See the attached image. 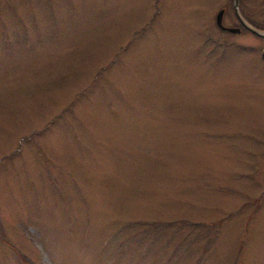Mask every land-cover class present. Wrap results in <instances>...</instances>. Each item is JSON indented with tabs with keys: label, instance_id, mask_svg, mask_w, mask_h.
Returning <instances> with one entry per match:
<instances>
[{
	"label": "rangeland",
	"instance_id": "374dc122",
	"mask_svg": "<svg viewBox=\"0 0 264 264\" xmlns=\"http://www.w3.org/2000/svg\"><path fill=\"white\" fill-rule=\"evenodd\" d=\"M226 1L0 0V264H264V38Z\"/></svg>",
	"mask_w": 264,
	"mask_h": 264
},
{
	"label": "flooded vegetation",
	"instance_id": "af4514ba",
	"mask_svg": "<svg viewBox=\"0 0 264 264\" xmlns=\"http://www.w3.org/2000/svg\"><path fill=\"white\" fill-rule=\"evenodd\" d=\"M262 1V0H261ZM247 4V0H238V11L241 15L243 21L256 29L262 30L264 26V7L261 8H253L251 6L244 9L243 5ZM220 14V23H217V17ZM214 27L220 32H224L227 34H236V35H247L248 33L261 37L253 33L250 29H248L245 24L241 21V19L237 16L234 0H227L223 6L217 8V11L214 15ZM228 28H233L234 31L228 30ZM222 38V37H220ZM264 38V37H261ZM224 46H228L231 43V39L222 38L221 39ZM263 58V56H262ZM264 60V58H263Z\"/></svg>",
	"mask_w": 264,
	"mask_h": 264
},
{
	"label": "water",
	"instance_id": "95a60500",
	"mask_svg": "<svg viewBox=\"0 0 264 264\" xmlns=\"http://www.w3.org/2000/svg\"><path fill=\"white\" fill-rule=\"evenodd\" d=\"M234 6H235V10H236L237 16L241 19V21L245 24V26H246L248 29H250L253 33H255L256 35L261 36V37H264V31H263V30H259V29H256V28H254V27H251V26L247 25V24L243 21L241 15L239 14V11H238V0H234ZM220 14H221V12L219 13V15H218V17H217V23H218L219 25H221V23H220V20H221V19H220ZM228 30H230V31H234L233 28H228ZM262 55H263V57H264V49H263Z\"/></svg>",
	"mask_w": 264,
	"mask_h": 264
},
{
	"label": "trees",
	"instance_id": "16d2710c",
	"mask_svg": "<svg viewBox=\"0 0 264 264\" xmlns=\"http://www.w3.org/2000/svg\"><path fill=\"white\" fill-rule=\"evenodd\" d=\"M262 29H264V26L262 27ZM0 233H1V239L3 241H5V243H7L8 245H11L12 243L9 241V239L5 236V234L3 233L2 229H0ZM18 257L20 258V260L25 263V264H36L33 261H31L25 254H23L22 252L18 251L17 252Z\"/></svg>",
	"mask_w": 264,
	"mask_h": 264
}]
</instances>
